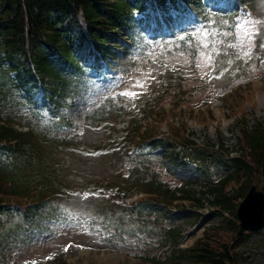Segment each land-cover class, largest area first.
I'll return each instance as SVG.
<instances>
[{"label": "rangeland", "instance_id": "1", "mask_svg": "<svg viewBox=\"0 0 264 264\" xmlns=\"http://www.w3.org/2000/svg\"><path fill=\"white\" fill-rule=\"evenodd\" d=\"M246 1L177 0L182 11L176 3L166 11L147 4L142 14L133 8L116 44L94 65H90L94 52L83 40L78 55L85 70L52 99L35 86L31 103L26 100L14 121L18 128L39 123L44 130L52 123L44 111L38 112L45 107L70 123L48 131L65 142L70 153L63 157L58 147L57 160L65 164L55 202L61 218L28 225L8 237L0 248V264H176L177 247L170 243L168 231L185 237L179 248L192 247L206 233L226 234L231 215L213 213L210 204L211 187L224 174L211 168L207 180L193 164L180 166L170 159L166 140L174 134L185 136L213 150L221 140L224 153L234 155L239 151L241 120L264 126V0H254L253 14L240 10L237 20L204 16L205 11L231 13ZM178 77L180 83L174 81ZM165 82H173L172 87L164 90ZM53 84L48 82L49 87ZM160 95L165 98L155 106L152 119L144 122L141 137L142 142H163L153 152L161 153V159L125 156L122 161L123 154L102 152L115 149L124 128L139 120V109L155 104ZM7 116L11 115L0 113V123ZM143 163L145 175L134 174L132 180L131 168ZM146 177L164 182L179 199L141 218L112 204L111 191L121 195L123 190L119 184L131 182L126 192H137L140 185L134 184ZM237 188H228V195ZM7 221L11 227L20 224L18 217ZM237 253L238 264H264V228L239 243Z\"/></svg>", "mask_w": 264, "mask_h": 264}, {"label": "trees", "instance_id": "2", "mask_svg": "<svg viewBox=\"0 0 264 264\" xmlns=\"http://www.w3.org/2000/svg\"><path fill=\"white\" fill-rule=\"evenodd\" d=\"M128 2L0 0V112L15 115L20 95L30 90L27 86L35 75L42 81L52 79L63 85L65 65L75 63V39L84 33L100 53H105V45L113 44L116 40L119 27L122 26L123 10L129 5ZM21 56L26 61V67L31 68L21 71L14 65L12 68L17 70V74L13 75L6 62ZM240 123L244 124L238 125L239 151L234 157L225 158L204 150L185 137H174L173 141L177 143H173L178 145L179 151L171 153L172 157H178L181 162H193L207 178L213 166L226 171L224 179L211 187L210 204L214 208L213 213L231 215L225 223L226 234H216L215 231L206 233L192 247L178 249L176 264H238V244L245 241L249 234L239 240L235 238L238 228L235 205L250 185H264V126H249L245 121ZM46 143L52 142L42 132L32 129L30 133H25L7 124L0 125V239L6 233L18 232L15 230L18 227L7 230L9 224L4 217L17 215L28 223L35 217L46 215L42 213L46 209L49 215L58 218L48 208L51 206L49 202H44L42 198H34L32 202H13L11 198L43 194L56 186V180L62 182L59 178L62 170L50 166L49 161L54 158V153ZM155 148L153 146L152 149ZM146 170L142 168V173L145 174ZM154 179H147L142 188L157 193L158 198L149 197L138 201L132 208L126 209L129 214L141 218L156 210V206L168 204L162 200L164 197L175 200L170 188ZM235 186H238L236 193L228 195L227 189Z\"/></svg>", "mask_w": 264, "mask_h": 264}, {"label": "water", "instance_id": "3", "mask_svg": "<svg viewBox=\"0 0 264 264\" xmlns=\"http://www.w3.org/2000/svg\"><path fill=\"white\" fill-rule=\"evenodd\" d=\"M236 217L239 220L237 237L245 231L259 230L264 225V193L257 191L255 186L250 187L237 207Z\"/></svg>", "mask_w": 264, "mask_h": 264}, {"label": "snow or ice", "instance_id": "4", "mask_svg": "<svg viewBox=\"0 0 264 264\" xmlns=\"http://www.w3.org/2000/svg\"><path fill=\"white\" fill-rule=\"evenodd\" d=\"M129 93H125V95H128ZM131 95H135V93H131ZM32 264H35V261L32 262Z\"/></svg>", "mask_w": 264, "mask_h": 264}]
</instances>
